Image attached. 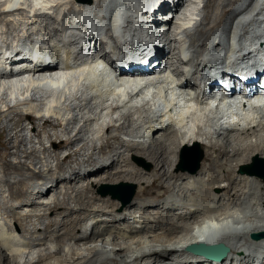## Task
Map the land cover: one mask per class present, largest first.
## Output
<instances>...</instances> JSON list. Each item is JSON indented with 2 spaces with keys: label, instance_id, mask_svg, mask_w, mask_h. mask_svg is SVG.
<instances>
[{
  "label": "bare ground",
  "instance_id": "obj_1",
  "mask_svg": "<svg viewBox=\"0 0 264 264\" xmlns=\"http://www.w3.org/2000/svg\"><path fill=\"white\" fill-rule=\"evenodd\" d=\"M19 1L22 2L0 0V54L3 49L20 52L27 59L21 63L22 67L31 63L30 52L24 45L44 40L49 46L52 35L60 36L64 40L62 45L74 44L70 38L65 39L62 30L54 27L60 18L68 19L69 23L75 21L76 14L80 18H99L105 11L113 12V5L117 3L121 9L132 3V0H25L26 3L10 10ZM206 1L205 10L209 8V13L201 14L199 25L195 20L200 13L192 6L199 5L201 0H179L176 9L183 10L189 3L190 11L175 12L179 19L173 15L174 18L167 20L169 29L181 35L182 44L176 45L173 35L165 38L169 71L162 76L146 81V74L136 77L128 76L134 72H125L121 77H113L107 75L109 67L106 65L84 66L87 72L83 76L90 83V91L98 95L79 97L82 87L76 86L71 91L69 88L73 85L65 86V77L53 78L23 83L17 89L14 105L9 103V89H3L0 187H6L10 195L6 198L0 190V209L10 201L22 199H27L30 204L26 206L32 209L23 213L19 209L24 207H19L1 214L0 264H78L77 261L81 264H264V238L253 240L250 237L264 232V179L241 172L254 157L264 158V104L252 96L245 100L242 97V101L222 96L219 102L224 103L214 108L211 104L217 101L215 95L226 91L230 84L219 83L210 93L205 85L201 86L207 80L213 82L219 78L218 74L209 77L212 72L228 70L229 66L237 68L235 61L241 60V54L244 55L242 60L251 56L255 59L244 71L254 73L255 67L264 63V49L255 53L257 43L264 46V29H260L264 27V16L253 13L257 6L264 12L261 9L264 0ZM229 5L234 8L229 10ZM47 14L50 17L45 16ZM225 20L228 22L222 32L215 34ZM121 21L122 25L115 17L112 19L114 25L127 31L126 27H130L127 11ZM194 21L198 25L195 35L188 32ZM76 24L86 30L83 37L86 46L82 50L103 52V42L97 37L101 27ZM246 35L251 38L249 45L244 39ZM189 38H193L191 43L187 42ZM228 40L230 43L226 44ZM138 45L141 54L149 49L142 41H138ZM218 46L224 48L221 50ZM50 49L54 58L62 51L61 48ZM207 51L210 52L206 54ZM63 52L70 57V50ZM180 53L192 57L184 72L179 70ZM205 54L203 62L209 63L204 62L206 66H202L199 58ZM238 54L241 58L236 59ZM47 57V52L39 53V58ZM147 57L148 54L134 56V59L141 62ZM71 62L76 63V60L68 59L63 66L72 74L76 67ZM127 65L124 62V66ZM0 66H3L2 61ZM41 69L39 73L45 72ZM45 86L61 87L63 91H47ZM84 91L87 93L86 89ZM111 100L114 102L111 106L105 104ZM142 100L149 103L134 105ZM72 102L77 103L72 105ZM165 106L171 110H166ZM65 111L71 115L66 116ZM84 112L89 115L87 118L81 116ZM38 120L42 123L38 124ZM25 122L32 124L30 132L40 139L45 152H50L45 148L44 138H48L51 152L59 161L57 169L61 171L53 168L52 161H38L36 149L23 148L33 143L32 136L25 135L30 130ZM99 122H102L99 129L103 133L94 137L93 132L98 134L99 130L94 131L92 126ZM91 128L92 138L88 137ZM191 145L205 149L207 165L199 173H176L173 169L180 150ZM62 151H67L63 157L60 156ZM135 155L154 164L151 175L131 163L130 158ZM64 162L69 163L67 168H63ZM29 163L34 167L37 164L36 168L41 165L40 171ZM73 164L76 166L72 167ZM92 167L97 169L91 171ZM70 173L78 175L73 178L68 176ZM32 179L46 183L31 184ZM85 180L96 187L104 183L145 186L139 188V202L122 206L107 196H103L107 197L104 200L89 197L90 191L79 185ZM48 181L55 183V189L51 186L48 193H44ZM64 181H68L66 187L60 185ZM156 183L173 193L158 202L147 200ZM93 199L103 203L98 209H87L89 218L94 220L89 233L81 212ZM83 230L86 231L79 235ZM199 243H223L230 248V253L217 263L186 251L187 246ZM112 254L121 261L113 263Z\"/></svg>",
  "mask_w": 264,
  "mask_h": 264
},
{
  "label": "rangeland",
  "instance_id": "obj_2",
  "mask_svg": "<svg viewBox=\"0 0 264 264\" xmlns=\"http://www.w3.org/2000/svg\"><path fill=\"white\" fill-rule=\"evenodd\" d=\"M12 1V0H11ZM28 1V0H27ZM32 1V0H31ZM186 1V0H185ZM187 1H189V0H187ZM198 2V1H197ZM201 2H202V0H201ZM200 2V3H201ZM21 3H26V1L24 0V2H23V0H22V2H20L19 4H17V6L19 7L20 6V4ZM200 3H199V5H196V6H192V8H194L195 10H196V12H198L199 11V13H200V15H199V17L197 16V18H196V22L198 23V25L200 24V22H201V20H202V15L201 14H203L204 15V13H206V14H208L209 13V8H208V10L206 11L205 10V6H206V4H207V1L206 0H203V2L201 3V5H203L204 4V7H201L200 6ZM196 4V3H195ZM198 4V3H197ZM188 5H189V3L188 4H186V7L183 9V10H180V9H178L177 10V12H180L181 13V11H183V12H186V11H190V9H191V7H188ZM229 10H231L232 8H234V6H231V5H229ZM198 9V10H197ZM261 9H264V8H262L261 7ZM27 10V9H26ZM258 10V11H257ZM260 13L262 16H264V12L262 11V10H260V7L259 6H257L256 8H254L253 9V13L254 14H257V13ZM30 15V14H29ZM229 15L230 14H228L227 15V18L229 17ZM27 16H28V14H27ZM32 18H33V15H30ZM179 18H177V20H178ZM264 19V18H263ZM193 22V24H191V27H189V31L188 32H190V33H192L193 35H195L196 33H197V26L198 25H196L197 23L196 22ZM226 22H228L227 20H225L224 21V24L223 25H221V26H219L218 28H216V31H215V34H220L221 32H222V29H223V27H224V25L226 24ZM176 25V24H175ZM174 25V26H175ZM207 25H210V24H207ZM177 26V25H176ZM175 26V27H176ZM264 26V25H263ZM210 27H211V25H210ZM209 27V28H210ZM193 28V29H192ZM206 28H207V26H206ZM260 29H264V27L263 28H260ZM172 30V33H175V31L173 32V28L171 29ZM232 34H234V33H232ZM232 34L230 35V36H232ZM244 34V33H243ZM175 35H176V33L172 36V38L173 37H175ZM230 36L228 37L229 38V40H230V42L231 41H233V40H231L232 39V37H231V39H230ZM249 35H246V38H244L245 40H246V42H247V45H249L250 44V42H251V38L250 37H248ZM38 37V36H37ZM185 38V37H184ZM250 39V40H247V39ZM243 39V42L245 41ZM193 40V38L191 39V38H189V40H187V42H189L190 41V43H191V41ZM229 40L226 42V44H229L230 42H229ZM248 41H249V44H248ZM245 43V42H244ZM179 44V42H177L176 43V45H178ZM212 44V43H211ZM214 45V44H213ZM189 46V45H188ZM222 48H224V46H218V49H221L222 50ZM217 49V50H218ZM210 52V51H209ZM208 51L206 52V54H208L209 53ZM247 53V52H246ZM206 54L205 55H203V56H205L206 57ZM239 55V54H238ZM238 55H236L235 57H236V59H239V58H241V56H243L242 58H241V60L244 58V55H242L241 54V56L239 55V57H238ZM246 55V54H245ZM202 56V57H203ZM200 60V59H199ZM237 61H239V60H236L235 62L237 63ZM200 62H201V65L202 66H206L205 65V63L204 62H207V61H204L203 62V59H201L200 60ZM203 63V64H202ZM207 63H209V62H207ZM206 63V64H207ZM225 70V69H224ZM85 89L83 88V89H80V91H78V94H79V97H82V98H88L85 94H86V92L84 91ZM83 93V94H82ZM83 95V96H82ZM85 95V96H84ZM10 103V102H9ZM15 103V102H14ZM77 102H72V105H74V104H76ZM11 104V103H10ZM11 105H14V104H11ZM5 108V107H4ZM44 108H45V105H44ZM99 112H101V110L99 111ZM64 114L66 115V116H70L71 115V113L68 111V112H64ZM84 114V115H83ZM81 116H83L84 118H87L89 115L87 114V112L85 113H83ZM85 114H87V115H85ZM83 118V119H84ZM104 118H106V117H104ZM108 119V121H109V117H107ZM38 124H41L42 122L41 121H36ZM103 122V121H102ZM102 122L99 124V125H96V124H94V126H92V128H93V130L94 131H98V134H96L95 132H93L92 131V128H91V132H90V134H88L89 136L88 137H91L92 138V136H93V134H92V132L94 133V137H95V135H96V137L98 136V135H101L103 132H102V129H99V128H101V124H102ZM25 124V126H27L28 128H30V130H27L26 132H25V135H27L28 136V138H30V136H32V141H33V143H31V144H29V146H27V147H23V148H26V149H28V150H30L31 148H33V149H36L38 152H37V154H36V156L39 158V160L38 161H44V162H46V160H49V161H52V163H53V168L56 170L57 169V165H58V163H59V161L57 160V158H56V155L54 154V153H52L51 152V143L49 142V140H48V138H44V141H45V148L47 147V149H49V151L50 152H45L44 151V145L42 146V145H40V143H39V141H40V139L39 138H37V137H34V134L32 135V133L30 132L31 131V127H32V124H30V122H25L24 123ZM95 128V129H94ZM100 133V134H99ZM75 134V133H74ZM92 134V135H91ZM3 139H5L4 137H3ZM78 143H79V140L77 141ZM1 150V149H0ZM67 152V151H66ZM66 152L65 151H62L61 153H60V156L61 157H63L65 154H66ZM199 153H202L203 154V159H202V161H201V164H200V169L198 170V172L197 173H199V172H201L202 171V169H203V167H204V165H207V162L205 161L206 160V152H205V149L204 148H202V146H200V145H191V146H189V147H183L181 150H180V152H179V154H178V161H177V164H176V166L174 167V171L176 172V173H192L191 172V170H193L194 168H195V166H196V159H197V157H198V155H199ZM183 157H184V162L182 161L183 160ZM11 159L12 160H15L16 158L15 157H11ZM130 161H131V163H133L135 166H137V167H140V168H143L144 170H145V172L148 174V175H151L152 173H153V171H154V164L152 163V162H150V161H148L145 157H142V156H137V155H135V156H133V157H131L130 158ZM183 162V163H182ZM30 164V166L31 167H33L37 172L38 171H40V167H41V165H39L37 168H36V166H37V164L35 165V167L34 166H32V164L31 163H29ZM63 168H67L68 167V165H69V163L68 162H64L63 164ZM76 166V164H73L72 165V167H75ZM180 166H181V168H180ZM39 168V169H38ZM244 168H247V169H245L244 170ZM97 168L96 167H92L90 170L91 171H93V170H96ZM243 169V170H242ZM241 169V172L242 173H245L247 170H249V171H252V172H254V176H258V177H260V178H262V179H264V158H260V157H254L253 159H252V161L249 163V164H247V165H245L243 168ZM43 170V169H42ZM57 171H61V169H57ZM47 172V171H46ZM94 173H96V172H94ZM245 174H248V173H245ZM0 175H1V172H0ZM78 175V173H76V174H73V173H70L68 176L69 177H73V178H75L76 176ZM93 178L95 179L96 177L95 176H93ZM98 178V177H97ZM34 182H44V183H46L44 180H38V179H32L31 181H30V183L32 184V183H34ZM66 184H68V181H64V182H62V183H60V185L62 186V187H66L67 185ZM122 184V183H121ZM130 184V183H129ZM132 184V183H131ZM80 186H82L83 188V190H88V191H90V192H88V196L89 197H95V196H98L99 198L101 197V199H106L107 197H110L111 198V200L114 202V200L116 201L117 199H113L111 196H107V197H103L102 195H100V193H99V191L101 190V188L103 187V186H111V185H119V184H102V185H100L99 187H96L91 181H87V180H85L83 183H81V184H79ZM133 185H135V184H133ZM144 184H142V186H143ZM51 186H53V189H55V183H51L50 181H48V184H47V188L45 187V188H43V192L44 193H48V191H49V189L51 188ZM136 186V193H135V197H134V200L130 203V204H132V203H134V202H139L140 201V199L138 198V192H139V188H140V186L141 185H135ZM141 186V187H142ZM145 186V185H144ZM49 187V188H48ZM96 188V189H95ZM2 189V195L3 196H6V198H8L9 197V195H10V193H9V191H8V189L6 188V187H4V186H2V187H0V190ZM63 189H65V188H63ZM92 189H94V190H92ZM150 191H151V195H148L147 196V200H149V201H154V202H158V201H161V200H163V199H165V198H167L169 195H171L172 193H173V191L172 190H168V188H166V187H161L160 185H159V183H156L154 186H152V188L150 189ZM85 192V191H84ZM172 192V193H171ZM45 195H47V194H45ZM137 200H139V201H137ZM118 202H120L121 203V205L122 206H129L130 204H128V205H124L120 200H117ZM96 204H95V203ZM84 204H86L85 202H83ZM103 202L101 201V202H98V199L97 200H95L94 201V199L91 201V203L90 204H88L85 208H86V210H83L81 213H84V214H82V218H83V223L85 222V223H88V229L90 228V230H88V232L90 233L91 231H92V226H93V222H94V220H92L91 218H89V212L87 211V209H89L90 211L92 210V209H98V206H99V204H102ZM30 203L27 201V199H22L21 201H18V202H14V201H10V203L8 204V206H2L1 207V209H0V216H1V214H4V213H6V210H8V209H16V208H19V207H24V209L23 210H20L19 209V211H21V212H23L24 213V211L26 210V209H28V210H30V209H32V207H27L26 205H29ZM131 206V205H130ZM28 210H26V212L28 211ZM33 214H35V213H33ZM106 218H107V216H105ZM87 219V220H86ZM93 223V224H92ZM91 224V225H90ZM90 225V226H89ZM86 230H83V231H81V232H79V235H82L84 232H85ZM85 255H88L89 256V254L87 253V252H85ZM111 258H112V260L114 261L113 263H119L120 261H121V259H120V257L119 256H116V255H114V254H112V256H111ZM51 262H53V259L51 260ZM51 262H48V263H51ZM44 263H47V262H44ZM77 263L78 264H81V262H79V261H77Z\"/></svg>",
  "mask_w": 264,
  "mask_h": 264
},
{
  "label": "water",
  "instance_id": "obj_3",
  "mask_svg": "<svg viewBox=\"0 0 264 264\" xmlns=\"http://www.w3.org/2000/svg\"><path fill=\"white\" fill-rule=\"evenodd\" d=\"M203 159V154L199 153L196 159V166L192 173H196L200 169V164ZM184 162V157L183 160ZM182 162V163H183ZM181 168V166H180ZM247 168H244V170ZM246 173L253 175L254 172L247 170ZM102 196H111L113 199L120 200L124 205L132 202L136 193V186L129 183H122L119 185L103 186L99 191ZM251 239L260 240L264 238V232L251 234ZM186 251L193 254L196 257L203 258L212 262H222L230 253V248L223 243L219 244H192L187 246Z\"/></svg>",
  "mask_w": 264,
  "mask_h": 264
},
{
  "label": "clouds",
  "instance_id": "obj_4",
  "mask_svg": "<svg viewBox=\"0 0 264 264\" xmlns=\"http://www.w3.org/2000/svg\"><path fill=\"white\" fill-rule=\"evenodd\" d=\"M201 7H204V4L203 5H201ZM178 17L176 16V19H177Z\"/></svg>",
  "mask_w": 264,
  "mask_h": 264
}]
</instances>
